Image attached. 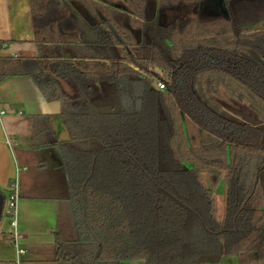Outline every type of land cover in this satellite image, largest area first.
<instances>
[{
  "label": "trees",
  "instance_id": "16d2710c",
  "mask_svg": "<svg viewBox=\"0 0 264 264\" xmlns=\"http://www.w3.org/2000/svg\"><path fill=\"white\" fill-rule=\"evenodd\" d=\"M72 1L30 0L38 55L0 54V82L32 74L47 100L61 99L68 79L116 90L117 110L64 114L75 230L59 223L57 260L189 264L234 255L264 264V0H220L219 12L204 16L189 9L205 0H156L161 18L151 22L149 0H80L109 11L87 24L88 42L62 26ZM169 13L179 16L164 23ZM220 90L262 122L223 109Z\"/></svg>",
  "mask_w": 264,
  "mask_h": 264
},
{
  "label": "crops",
  "instance_id": "0c3cea01",
  "mask_svg": "<svg viewBox=\"0 0 264 264\" xmlns=\"http://www.w3.org/2000/svg\"><path fill=\"white\" fill-rule=\"evenodd\" d=\"M219 1L205 0L201 11L210 7L212 13H218ZM147 9V21L161 18L157 9L150 13L149 4ZM125 10L121 7V11ZM108 12L105 5L73 0L71 7L61 10V23L81 42L93 41L87 24L95 23L97 16L105 17ZM116 17L126 21L122 12ZM134 32L137 34V29ZM38 53L30 0H0V54L17 57ZM61 95L59 100H47L32 74L9 76L0 82V108L6 111L0 117V190L9 194L13 182L18 181L19 186L16 227L10 225L8 218L0 225V264L16 262L17 250L11 242L15 231L25 250L20 255L22 264H70L57 260L55 237L59 223L66 226V232L73 234L75 230L61 149L62 144L71 141L64 114L84 112L90 105L100 111L117 110L118 104L116 90L107 82L88 86L63 80ZM88 146L97 150L101 144L91 139ZM225 257L229 258L228 263L220 260ZM123 264L146 263L137 259ZM189 264L242 263L238 256L213 255Z\"/></svg>",
  "mask_w": 264,
  "mask_h": 264
},
{
  "label": "rangeland",
  "instance_id": "374dc122",
  "mask_svg": "<svg viewBox=\"0 0 264 264\" xmlns=\"http://www.w3.org/2000/svg\"><path fill=\"white\" fill-rule=\"evenodd\" d=\"M149 7H150V10H149V12L151 13V9H153V10H156L157 9V5H156V0H151L149 3ZM158 10V9H157ZM156 10V11H157ZM210 9L209 8H207V9H203L202 11H201V6H198V7H191L190 9H189V13H191V14H194V15H197V16H204V15H207L208 14V12H210L211 13V10L209 11ZM147 11H148V9H147ZM177 16H179V15H173L172 13H169L168 15H166L165 16V18H164V23H167L169 20H173V19H176V18H178ZM147 19V18H146ZM156 20V19H155ZM137 34H136V36H137V40L138 41H142V42H144L143 40H142V38H141V31L139 30V29H137ZM145 43V42H144ZM157 86H158V84H156ZM133 90H135L134 88H133ZM132 90V91H133ZM216 98V100L219 102V104L223 107V109H225L226 111H229L230 113H232V114H234V115H236L237 117H239L240 119H248V118H250V111L251 110H249V108H250V106L248 105V103L247 102H242V103H235V102H233V101H231L226 95H225V93L224 92H222L221 90H220V92L215 96ZM130 99L132 98V101H133V103H135L136 102V95H131L130 97H129ZM127 101V98H125L124 97V102H126ZM136 104H137V102H136ZM251 109V108H250ZM254 111V110H253ZM255 112V111H254ZM257 118H259V116H258V114H257V116H256ZM8 196V194L6 193V196L5 197H7ZM216 197H217V214H218V216L219 217H221L222 216V214H223V183H221L220 185H219V187H218V189H217V193H216ZM7 217H6V215H2V218H1V220H0V225H2L4 222H5V219H6ZM229 258H220V260H222V261H224V262H226V263H228L230 260H228ZM228 261V262H227ZM249 261V260H248ZM249 263L250 264H255V261L254 260H250L249 261Z\"/></svg>",
  "mask_w": 264,
  "mask_h": 264
},
{
  "label": "built area",
  "instance_id": "2783aa9c",
  "mask_svg": "<svg viewBox=\"0 0 264 264\" xmlns=\"http://www.w3.org/2000/svg\"><path fill=\"white\" fill-rule=\"evenodd\" d=\"M157 84L159 89L162 90L165 88L164 82L159 81ZM5 113L6 111L0 108V117H2ZM18 201H19V186H18V181H15L9 187V194L5 198L3 213H2V215H6V217L9 219L10 225L14 228L16 227ZM17 238H18V233L15 231L13 240L11 241L17 250V259L15 264H22L20 260V255L24 254L25 250L20 247Z\"/></svg>",
  "mask_w": 264,
  "mask_h": 264
},
{
  "label": "water",
  "instance_id": "95a60500",
  "mask_svg": "<svg viewBox=\"0 0 264 264\" xmlns=\"http://www.w3.org/2000/svg\"><path fill=\"white\" fill-rule=\"evenodd\" d=\"M89 35H90V37L93 38V34L89 33ZM249 110H251V111H250L251 114L249 115L250 118H248V119H243V120L248 121V122H252V123H254V124H260L262 121H261L259 118L256 117V116H257V113L254 112V111H253L252 109H250V108H249ZM4 201H5V195H4V193H3L2 191H0V220H1V218H2Z\"/></svg>",
  "mask_w": 264,
  "mask_h": 264
}]
</instances>
